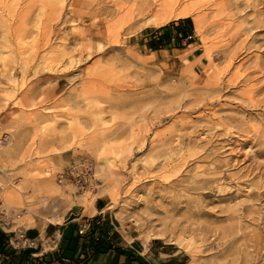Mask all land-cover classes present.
<instances>
[{
  "label": "rangeland",
  "instance_id": "rangeland-1",
  "mask_svg": "<svg viewBox=\"0 0 264 264\" xmlns=\"http://www.w3.org/2000/svg\"><path fill=\"white\" fill-rule=\"evenodd\" d=\"M123 1L0 0V54L29 61L22 71L0 59V138L13 125L19 149L0 179L22 184L25 168L53 176L61 192L47 203L25 184L37 224L103 198L133 236L196 240L183 250L160 239L188 264H264V0H204L159 27ZM182 19L193 36L177 47L197 51L152 52ZM0 210L27 229L25 209Z\"/></svg>",
  "mask_w": 264,
  "mask_h": 264
},
{
  "label": "crops",
  "instance_id": "crops-1",
  "mask_svg": "<svg viewBox=\"0 0 264 264\" xmlns=\"http://www.w3.org/2000/svg\"><path fill=\"white\" fill-rule=\"evenodd\" d=\"M159 33L167 40L162 39L165 45H161L151 39L150 45L157 49L150 48L157 55L197 51L194 43L177 47L181 35L173 26ZM94 207L93 213L86 214L85 206L74 205L61 222L26 230L0 221V264H188L174 245L156 238L144 240L122 228L103 198L95 199ZM84 224L88 228L81 232ZM28 241L33 245H26Z\"/></svg>",
  "mask_w": 264,
  "mask_h": 264
},
{
  "label": "bare ground",
  "instance_id": "bare-ground-1",
  "mask_svg": "<svg viewBox=\"0 0 264 264\" xmlns=\"http://www.w3.org/2000/svg\"><path fill=\"white\" fill-rule=\"evenodd\" d=\"M65 0H60V2L58 4L61 3V5H63V2ZM123 1V0H121ZM125 1V0H124ZM123 1V2H124ZM134 1V3L132 4L131 7H129V10L131 11H137L139 13V15L142 16V18H138L139 19H142L144 24L146 26H150V25H153V26H163L165 24H167L169 21L171 20H175V19H178V18H185V17H190L191 15H193L197 8L201 7L203 5V2H205L204 0H132ZM129 2V1H128ZM126 2V3H128ZM56 3V2H55ZM53 3V4H55ZM125 3V2H124ZM132 3V2H131ZM122 4V3H121ZM120 4V6H121ZM56 5V4H55ZM60 5V6H61ZM131 5V4H130ZM123 6V5H122ZM127 6V5H126ZM59 7V6H57ZM220 7V5H219ZM124 8V7H123ZM71 9V8H70ZM119 10V8H118ZM121 11V10H120ZM136 12V13H137ZM121 13V12H120ZM127 13V12H125ZM129 13V12H128ZM127 13V14H128ZM220 12H218L219 14ZM122 14V13H121ZM124 14V13H123ZM122 14V15H123ZM126 14V15H127ZM217 14V15H218ZM128 16V15H127ZM130 16V15H129ZM219 16V15H218ZM125 17V16H124ZM74 22V21H73ZM195 30L196 32H202L201 30V20L200 19H195ZM75 24V23H73ZM144 25V26H145ZM143 26V25H142ZM140 28V26H139ZM141 29V28H140ZM80 33V32H79ZM86 36V35H85ZM85 40V39H84ZM10 43V41H9ZM17 44L16 47L19 49H21L22 47V50H23V46H21V43L20 41H16ZM11 44V43H10ZM24 45V44H23ZM15 47V48H16ZM25 47V46H24ZM12 48V47H11ZM29 49V48H28ZM14 50V49H13ZM12 50V51H13ZM16 50V49H15ZM9 52V51H8ZM7 52V53H8ZM15 52V51H14ZM17 52V50H16ZM27 52V49L26 51ZM29 52V51H28ZM19 53V52H18ZM61 52L57 53V56L58 54H60ZM2 56L3 54H6L5 52H2L1 53ZM0 54V55H1ZM14 55H10L11 56V61L12 63L14 64H19L18 67H21V70L22 71H25L27 68H28V57L25 56V53H19V57H17V55L15 53H13ZM27 54V53H26ZM29 54V53H28ZM32 55V54H31ZM9 55L7 56H3L1 57L0 59H3V62L4 60H8L7 58L9 57ZM30 56V55H29ZM33 57V56H32ZM52 57V56H51ZM55 57L56 55L54 54V60H55ZM61 57V56H60ZM61 60V59H60ZM1 61V60H0ZM53 61V60H52ZM51 61V62H52ZM54 62V61H53ZM57 62V61H55ZM60 62V61H59ZM58 62V63H59ZM186 62V61H185ZM3 64V63H2ZM56 65V63L54 64ZM13 67V66H11ZM10 68V67H9ZM51 68V67H50ZM14 69V68H13ZM12 69V71H13ZM5 70V69H3ZM10 70V69H9ZM6 71V70H5ZM11 72V71H9ZM211 74V67H207L205 70H204V74L203 76L204 77H207ZM8 75H10L8 77V79H10L11 81H14V77L11 73H9ZM7 120V119H5ZM11 120V118H10ZM9 120V123L7 125L10 124V121ZM4 122V121H3ZM6 123V122H5ZM12 125V124H11ZM13 126V125H12ZM12 126H5L2 127V131L3 129L4 132H2V136L0 138V164L1 165H4L5 162H8V161H12L14 160L15 158H18L19 157V153H18V147L17 146H13V136L10 135L11 133H9L6 129H11L13 128ZM10 131V130H9ZM15 139V137H14ZM42 174V171L38 172L36 174V176H29L28 175V171H27V168H25L24 170V173L22 174V184H24V186L22 184H16L12 181H9L8 179V182H3L1 179H0V200L2 199V206L6 205L7 206V209H11V208H23L26 210V214L23 215L22 219L23 220V223L25 224L26 228H30V227H34L37 225V220L35 218V215L37 214H34L35 213V210L33 207L27 205V200L25 199V196H24V188L28 189V187H25V184L29 185V189L32 190V194H34V196L36 198H39L40 200H42L43 202H48V199H49V195H45V193H47L48 191H51L53 190L55 193H59L61 192L60 190V186L59 184L55 181V179L52 177H50L49 173H45V175H41ZM21 177V176H19ZM12 178V177H11ZM14 178V176H13ZM6 180V181H7ZM26 185V186H27ZM62 195V194H61ZM32 196V197H34ZM60 196V195H59ZM51 197V195H50ZM62 197V196H61ZM32 200H35V199H30V201ZM89 200V199H88ZM27 201V202H26ZM87 201V200H86ZM52 202V201H51ZM94 202H95V198H91L89 201H87V203L85 204V213L86 214H91L94 212L95 210V207H94ZM43 204V203H42ZM41 204V206H42ZM46 206V204H45ZM84 206V205H83ZM8 207H11V208H8ZM40 207V206H39ZM38 207V208H39ZM69 208V206H68ZM5 209V208H4ZM16 210H20V209H16ZM9 211V210H8ZM14 212V211H13ZM16 212V211H15ZM12 214V213H11ZM15 215V214H14ZM62 215V214H61ZM60 215V216H61ZM21 217V216H20ZM41 217V216H39ZM44 217V216H43ZM62 217H58V216H47V220L51 223H58V222H61ZM44 219V218H43ZM46 220V218H45ZM20 222V220H19ZM22 224V223H21ZM21 227V226H20ZM172 237V243L173 244H176L179 248L183 249V250H188V249H192L193 246H195L194 242L196 243L197 241L196 240H193L192 237H187V236H184V235H179V236H170L169 234L167 233H164V232H157L154 234V237L153 238H156V239H167V238H170ZM152 237L148 240H151ZM147 240V239H146ZM194 241V242H193ZM196 245L198 246V242L196 243ZM194 248V247H193ZM197 248V247H196ZM199 248V247H198ZM195 249V248H194ZM196 250V249H195ZM199 251H201L200 249H197ZM187 252V251H186ZM189 252V251H188ZM198 253V252H196ZM195 256V255H194ZM191 258V257H190ZM221 258V256H220ZM219 258V259H220ZM247 258V257H246ZM197 259V258H196ZM218 259V258H217ZM216 261H219L217 260ZM249 259V258H248ZM258 259V257H257ZM196 261V260H195ZM199 262V260H197ZM215 261V262H216ZM250 261V260H249ZM220 263H222V261H220ZM219 263V264H220ZM189 264H195L194 261L192 260ZM200 264V263H198ZM215 264V263H214ZM218 264V262H217ZM231 264H239L237 260H234ZM244 264H248L247 262L244 263Z\"/></svg>",
  "mask_w": 264,
  "mask_h": 264
},
{
  "label": "trees",
  "instance_id": "trees-1",
  "mask_svg": "<svg viewBox=\"0 0 264 264\" xmlns=\"http://www.w3.org/2000/svg\"><path fill=\"white\" fill-rule=\"evenodd\" d=\"M174 25H177V34H180V40L187 38L188 36H193V28H192V22L190 19H182L178 21L177 24H172L173 27ZM153 49H157V45L153 44Z\"/></svg>",
  "mask_w": 264,
  "mask_h": 264
},
{
  "label": "built area",
  "instance_id": "built-area-1",
  "mask_svg": "<svg viewBox=\"0 0 264 264\" xmlns=\"http://www.w3.org/2000/svg\"><path fill=\"white\" fill-rule=\"evenodd\" d=\"M0 207H2V204L0 203ZM1 211V210H0ZM87 225H81V232H83V230L85 231V230H87ZM86 232V231H85ZM26 245H33V242H31V241H28L27 243H26Z\"/></svg>",
  "mask_w": 264,
  "mask_h": 264
}]
</instances>
